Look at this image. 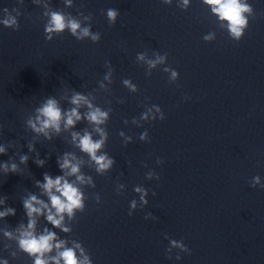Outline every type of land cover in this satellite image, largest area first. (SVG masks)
<instances>
[{
	"label": "clouds",
	"instance_id": "obj_1",
	"mask_svg": "<svg viewBox=\"0 0 264 264\" xmlns=\"http://www.w3.org/2000/svg\"><path fill=\"white\" fill-rule=\"evenodd\" d=\"M23 2V0H21ZM172 0H162V3L170 5ZM205 3L212 6V11L217 13L222 21L228 22V29L230 33V38L233 41L239 42L249 26L248 17L245 13L253 15V8L247 2V0H205ZM183 5H188V0H183ZM5 13L8 9H3ZM119 12L117 9L109 8L106 10V18L110 26L115 25ZM86 19H88L86 17ZM6 28L13 30H19V23L17 19L11 15L7 18L0 20ZM67 30L72 37L77 41H83L85 38L89 39L93 43H99L101 40V35L99 32H93L91 24L82 27L80 21L74 18L66 17L63 13L58 11H53L50 13V19L44 26V36L46 41H52L55 34L57 37L62 36V34ZM205 40L212 39L211 35L205 36ZM137 58L139 60H145L143 54L138 53ZM167 59V53L164 55L156 54L155 59H148L146 63L148 67L155 68L157 64L165 63ZM106 67H110L109 62H105ZM165 72L170 73L171 81H177L179 78L178 71L172 69L171 67H165ZM150 75V73H148ZM105 79H108V75H105ZM123 83L126 86H131L132 91H136L134 85H130L129 80H124ZM103 86V85H101ZM189 97L185 96L184 99ZM71 104L75 105L67 111H63L58 105V101L55 98L49 97L45 102L35 109L36 115L34 118H29L27 120L28 127L36 134H42L46 139L51 140L52 135L50 130L55 133H60L61 123L63 122L64 129L67 130L76 125L78 121L82 118L86 119L89 123L96 125L94 131L99 133L100 139L94 140L92 134L88 131H84L83 135L79 132L72 133V141L80 149L81 152L87 154V156L94 162L95 170L98 174L104 175L108 170H110L115 159L110 158L107 153L101 152L97 154L101 148L104 146L107 139V134L105 131L99 127L106 122L108 119V113L102 111L99 107H93L89 102L86 95L79 92H75L71 97ZM84 105L87 106L89 111H87L84 116H81L79 108ZM156 112L159 113V120L163 121L165 115L161 108L157 105H153ZM151 109H149V112ZM141 119L147 120L148 113H142ZM156 117L153 116V120ZM127 121H125L126 123ZM119 135H123L120 132ZM140 141L151 142L149 138L148 131L145 130L139 136ZM131 141V137H129ZM127 145V144H126ZM28 151H34L33 145H28ZM0 154L6 155L4 147H0ZM20 162L22 164H27L28 156L21 155ZM57 164L63 173V175H57L55 178L48 174L47 172L43 175V182L37 180L36 186L43 190V193L47 196L50 203H46L43 199H39L36 195H29L25 198L23 203V208L27 216V225L20 223L19 228L16 230L19 235L14 237L12 232L5 230L4 235L8 239H16L19 250L26 253L33 260V264H93L90 255L85 254L84 248L80 244H75V247H66V241L58 240L57 233L53 230L45 228L43 234L37 235L35 232L36 219L37 216H44L46 221L52 226L53 229H61L64 232H68L69 229L63 226V221L65 219V214L69 218H72L76 211L83 213L86 208L85 196L81 189L74 182H69L67 177L75 176L76 181L79 184L91 183V177L86 181L85 176L80 174V161L77 160L76 156L72 153H64L62 158H57ZM157 164L163 163L161 159H157ZM35 163L43 167L45 161L42 159H37ZM4 172L7 174L9 171L16 173L17 165L15 163L9 165L5 163L3 165ZM155 177L159 180L160 177L155 172H149L147 178L151 180ZM250 185L253 188L259 186L264 189V183H261V178L257 175L253 177L250 181ZM95 187V185H93ZM123 187V185H120ZM134 191L141 193L139 200L141 202V209L148 204L146 197L148 196V190L142 189L139 186H135ZM153 195L155 193L153 192ZM95 200L100 203L99 195H95ZM2 203V201H0ZM137 210V201L132 199L130 201L128 215L132 216L134 211ZM16 209L13 207H8L4 211L0 212V218H5L8 216H15ZM152 217L151 213L146 214L145 219ZM165 239L169 240V247L166 249L168 253V258L171 259V253L173 249H179V252L191 254V250L186 246L183 240H175L165 234ZM55 250V255H49ZM77 251L82 259L78 258ZM179 252L176 255V259H181ZM15 256V253H12ZM0 264H8L7 260H3Z\"/></svg>",
	"mask_w": 264,
	"mask_h": 264
}]
</instances>
